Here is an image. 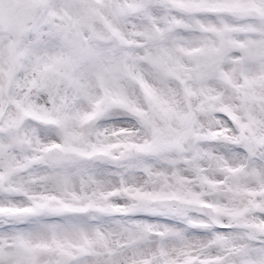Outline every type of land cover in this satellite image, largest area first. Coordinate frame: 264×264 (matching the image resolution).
Listing matches in <instances>:
<instances>
[{"label": "snow or ice", "instance_id": "6c2138e0", "mask_svg": "<svg viewBox=\"0 0 264 264\" xmlns=\"http://www.w3.org/2000/svg\"><path fill=\"white\" fill-rule=\"evenodd\" d=\"M0 264H264V0H0Z\"/></svg>", "mask_w": 264, "mask_h": 264}]
</instances>
